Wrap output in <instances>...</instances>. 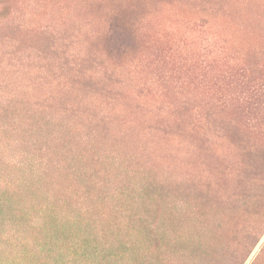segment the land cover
I'll return each mask as SVG.
<instances>
[{"label":"rangeland","instance_id":"1","mask_svg":"<svg viewBox=\"0 0 264 264\" xmlns=\"http://www.w3.org/2000/svg\"><path fill=\"white\" fill-rule=\"evenodd\" d=\"M142 1L0 0V264H264V0Z\"/></svg>","mask_w":264,"mask_h":264},{"label":"trees","instance_id":"2","mask_svg":"<svg viewBox=\"0 0 264 264\" xmlns=\"http://www.w3.org/2000/svg\"><path fill=\"white\" fill-rule=\"evenodd\" d=\"M128 4H133L136 5L135 7L128 10V5H125V8L127 10V13H130L131 10L136 11V18L141 14L143 11L144 7H146V4H143L142 0H135L134 3H131L130 0H125ZM117 6V5H116ZM122 14V15H121ZM121 16L124 18V22L121 20ZM126 13H120L117 15H114L109 23L108 26V31L106 32V40L105 46L106 49L109 52H112L113 55H119L122 53L126 48L134 49L137 41L134 40L133 38V43H132V37L130 30L125 26L126 25ZM129 19L128 21H130ZM130 47V48H129ZM262 79H260L258 82H253L252 79L248 80V82L244 83V88L242 90L246 91L247 94L246 97L243 96V103L244 107H241L240 112L243 116V113L246 112V115H252L254 112H257L256 107L259 109L260 107H264V99L260 101V98H264V73H262ZM241 87V86H240ZM244 95V94H243ZM245 109V111H243ZM248 124V125H247ZM246 125L248 127H253L252 125V119L250 118L249 120L247 119ZM246 127V126H245ZM223 129L227 133L229 139L231 142L234 144L241 146L245 149V152L242 157V161L246 167V170L244 171L245 177L247 179L253 178L251 175H260L262 174L264 176V144H261L260 147L257 146H251V138L248 136L247 133L240 131L239 128L236 126L226 123L223 125ZM249 129V128H248ZM247 129V130H248ZM248 131H253L251 130ZM248 170V172H247ZM60 184V181L57 183ZM66 185L68 182L65 183ZM33 190L28 189L24 194H14V199L16 197V201L19 205H29L33 201V197L30 194ZM72 198L67 200L68 204H71ZM18 210V209H17ZM89 210V209H88ZM92 212V210H90Z\"/></svg>","mask_w":264,"mask_h":264}]
</instances>
